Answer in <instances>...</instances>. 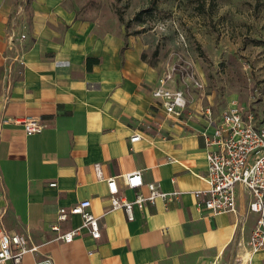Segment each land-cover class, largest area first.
Listing matches in <instances>:
<instances>
[{"label": "crops", "instance_id": "1", "mask_svg": "<svg viewBox=\"0 0 264 264\" xmlns=\"http://www.w3.org/2000/svg\"><path fill=\"white\" fill-rule=\"evenodd\" d=\"M75 15L63 0H0V224L37 246L20 264H264V251L247 248L256 217L241 186L233 213L196 207L192 193L206 188L207 170L199 107L182 122L168 119L136 52L121 53L115 36ZM27 118L46 128L27 134L18 123ZM156 120L158 130L141 129ZM134 134L141 139L131 142ZM133 171L181 196L134 209L133 221L109 212L106 179L132 199L122 176ZM82 200L99 217L100 239L81 230L69 243L55 240L50 225H81L78 215L58 221V210Z\"/></svg>", "mask_w": 264, "mask_h": 264}, {"label": "rangeland", "instance_id": "2", "mask_svg": "<svg viewBox=\"0 0 264 264\" xmlns=\"http://www.w3.org/2000/svg\"><path fill=\"white\" fill-rule=\"evenodd\" d=\"M63 1L76 20L115 36L121 53L136 52L157 83L174 69L191 107L264 113V0Z\"/></svg>", "mask_w": 264, "mask_h": 264}, {"label": "built area", "instance_id": "3", "mask_svg": "<svg viewBox=\"0 0 264 264\" xmlns=\"http://www.w3.org/2000/svg\"><path fill=\"white\" fill-rule=\"evenodd\" d=\"M174 69L158 80L151 92L154 105L165 116L177 123L193 117L186 90L174 81ZM203 121L199 132L205 154L207 170L203 177L206 188L194 191L196 207L210 214L233 213L236 211V186H241L249 195L248 211L255 215V224L248 240L249 254L264 251V113L257 116L236 105L217 114L210 105L198 109ZM27 134L41 133L46 125L39 119L27 118L18 122ZM141 139L140 134L130 137L131 142ZM99 175V174H98ZM124 187L134 191L128 199L121 192L115 177L106 179L109 194V212L121 210L128 221L134 220V209L143 210L157 200L164 203L178 199L181 191L165 192L155 183H144L141 171L122 176ZM55 183H51L53 186ZM146 189V193L142 189ZM90 201L82 200L65 209L58 210V221H65L70 215H78L81 225L67 232H61L58 224L50 225L54 239L71 242L85 230L93 240L101 237L99 217L90 211ZM4 211L0 210V217ZM37 246L23 234L4 231L0 224V264L11 261L20 264L28 253H36ZM92 254V252H89ZM35 264H51L48 257Z\"/></svg>", "mask_w": 264, "mask_h": 264}, {"label": "trees", "instance_id": "4", "mask_svg": "<svg viewBox=\"0 0 264 264\" xmlns=\"http://www.w3.org/2000/svg\"><path fill=\"white\" fill-rule=\"evenodd\" d=\"M95 62H97V61L95 60Z\"/></svg>", "mask_w": 264, "mask_h": 264}]
</instances>
